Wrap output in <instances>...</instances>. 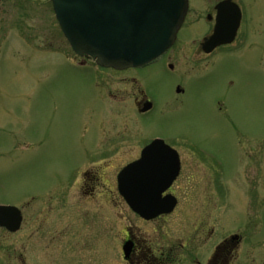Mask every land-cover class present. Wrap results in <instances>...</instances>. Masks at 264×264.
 <instances>
[{
  "label": "rangeland",
  "instance_id": "rangeland-1",
  "mask_svg": "<svg viewBox=\"0 0 264 264\" xmlns=\"http://www.w3.org/2000/svg\"><path fill=\"white\" fill-rule=\"evenodd\" d=\"M257 6L263 27L253 45L243 52L220 50L203 78L192 75L191 56L181 53L180 46L172 49L173 61L189 75L187 92L177 107L166 106L172 95V72L160 63L136 71L158 100L146 125L123 110L128 105L105 115L104 91L113 93L109 104L128 98L124 92L130 89L129 82L122 79L128 74L99 76L91 59L80 67L81 58L47 10V0L0 2V204H20L27 217L18 234L0 230V264L15 258V246L27 264H127L122 247L129 225L157 254L162 246L186 245L179 262L171 264H191L189 248L205 244L200 245L205 221L196 207L206 204L207 211L214 206L219 214L213 198L217 189L195 187L191 175L198 172L187 164L174 188L179 203L173 213L141 219L116 191L117 173L139 156L137 123L143 136L152 132L198 136L212 157L226 164L229 175L236 172L237 137L242 135L245 146L258 144L262 201L257 237L264 252V0H257ZM189 20L178 40L193 44L198 33ZM100 133L111 138L113 152L95 149ZM92 185L95 192L90 194ZM207 194L211 203L204 201ZM197 196L201 203L193 202ZM242 220L244 214L229 218V230L241 227Z\"/></svg>",
  "mask_w": 264,
  "mask_h": 264
},
{
  "label": "flooded vegetation",
  "instance_id": "flooded-vegetation-1",
  "mask_svg": "<svg viewBox=\"0 0 264 264\" xmlns=\"http://www.w3.org/2000/svg\"><path fill=\"white\" fill-rule=\"evenodd\" d=\"M2 1L3 0H0V2ZM196 1L198 3H196ZM196 1L189 0L188 11L180 28V30L183 28L186 29L189 26H187L186 23L190 19L189 24L193 26L198 33V39L194 40L193 44L187 41H179L177 35L175 43L166 52L157 59L141 67H129L123 69L101 67L98 66L95 61L91 60L92 63L97 66L96 70L100 71L98 74L99 76L103 73H110L116 76L128 74L127 76L123 75L125 77H122L123 80L129 82L127 85L130 86V89L126 88V91L124 92V94L128 95V98L123 96L119 99V103L109 104V98L110 96H113V93L102 90L104 91V95L107 96L106 103L104 104L105 115L110 117L109 115L117 112L118 108L116 106L128 105L123 107V110L129 112L130 115H134L135 117L133 118L136 121L140 122L142 120L147 125L152 114L156 112L158 100L151 90H147L144 87L141 78H139L136 71L146 68L151 64L160 63L165 69H167V71L172 72V74H174L170 75L172 77L170 92L172 95L166 100V106L168 109L177 107V105L181 104V96L185 95L187 92L184 85L186 84L185 77L189 75L185 71L184 66H179L177 64L178 62L173 61L176 56V54L171 52L173 48L180 46L181 53H187L188 56H191L194 64L192 70H195L192 75L200 74V77L203 78L205 70L209 67L212 58L219 53L220 50L224 49L226 53L235 50L243 52L247 46L250 48L251 45H253L252 42H254L259 32L262 30V19L259 12L256 11V8L258 7L257 0ZM47 2L49 5L47 10L50 9V11L53 12L52 2L50 0H47ZM217 25L222 26L221 31L224 38L227 40L232 38V40L215 47L212 51H207L205 50L204 43L216 32ZM46 38L47 40H50L48 35ZM185 56L187 55L185 54ZM81 59H79L81 61L80 66H83L90 58L81 57ZM135 81H140L138 87L135 85L138 82ZM127 90L131 91L127 93ZM128 100L131 102L126 103ZM127 107L129 108V111L126 110ZM136 127L139 131L138 138H140V142L138 143L140 146L138 151L139 156L142 150L151 144L153 140L162 138L165 143L177 151L180 161L179 174L170 187L163 193V196L167 194L174 196L177 199L176 205L172 211L160 214L155 217L154 220L165 218L169 214H172L176 209L179 203V198L174 188L180 182L181 175L187 164L191 166L192 170L198 172V176L191 175L195 187L212 186L217 189V193L213 198H215L214 200L216 201V204L219 203L216 206L221 208L219 214L214 210V206L207 211L204 210L207 207L204 208L203 206L206 204L197 205L196 207L198 210L197 215L201 216L205 221L203 223V229L200 230V234L204 235L200 237L202 242L200 245L205 243L204 246H207V249L205 247L204 252V249L199 251V249L204 247H199V245H194L192 248H189L187 255L190 257L191 264H264V252L261 243L259 242V238L257 237V232L260 229V204L262 201V186L259 177L261 152L259 151L258 144L255 142L253 147L245 146L242 142V135L237 137L238 155L235 164L236 172L234 174L232 172V174L229 175L226 164L223 162L220 163L217 157H212L214 154L209 151L210 147L198 136L190 137L182 132L169 135L152 132L143 136L140 133V124L137 123ZM128 137L130 136L128 135ZM102 138L105 139L100 142L99 140ZM110 144H113L111 138L103 136L102 133H100L99 136H96L95 149L98 152L103 153L107 149H109L106 151L107 153L113 152L115 146L113 145L109 147ZM160 149L161 148H157V154L160 153ZM187 156L188 159L186 158ZM236 175L239 178H233ZM91 187L90 191L92 192L89 193L93 194L95 192L94 186L92 185ZM116 191L117 194L120 195L117 182ZM114 195L115 194H113V196ZM90 196H93V198L95 197L94 195ZM205 197L206 199L204 201H206V203H211L212 197H210V195ZM193 202L196 204L201 203L199 196L195 197ZM12 205L17 206L20 209V226L15 232H11L1 226L0 230L8 234H18L25 227L27 217L20 204ZM201 207H203V210ZM214 214H217L218 217ZM235 214H244L245 220H242L243 225L241 227L233 228L234 230L230 231L228 220ZM195 233L196 236L199 237L200 234L196 231V228ZM126 240L132 242L131 252L126 259L127 264H171L174 261L179 262V259H181L182 256L181 252L188 248L184 244L162 246L159 248L160 251L157 254L154 251L155 248L152 247V245L147 242L148 240L132 225L127 226L125 229L124 241ZM1 250L3 252L4 249L2 248ZM14 250L18 251V254L16 255V253H14V255H16L14 259L3 258L5 264H10L8 261L15 262L16 264H27L26 261L21 258L20 248L19 250H16L15 246ZM2 256L3 255H1V257Z\"/></svg>",
  "mask_w": 264,
  "mask_h": 264
},
{
  "label": "water",
  "instance_id": "water-1",
  "mask_svg": "<svg viewBox=\"0 0 264 264\" xmlns=\"http://www.w3.org/2000/svg\"><path fill=\"white\" fill-rule=\"evenodd\" d=\"M59 24L73 50L93 57L102 66H143L174 43L183 23L188 0H52ZM221 25L204 44L210 51L225 39ZM161 148L160 153H156ZM177 151L161 139L145 147L141 156L118 174L119 190L130 207L151 219L173 210L177 199L163 196L179 174ZM21 213L15 206L0 205V225L16 231ZM128 257L132 242L124 244Z\"/></svg>",
  "mask_w": 264,
  "mask_h": 264
}]
</instances>
